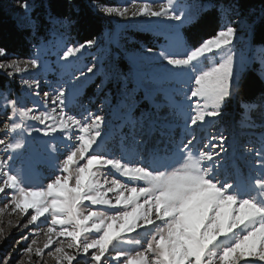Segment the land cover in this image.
I'll list each match as a JSON object with an SVG mask.
<instances>
[{
	"label": "snow or ice",
	"instance_id": "snow-or-ice-1",
	"mask_svg": "<svg viewBox=\"0 0 264 264\" xmlns=\"http://www.w3.org/2000/svg\"><path fill=\"white\" fill-rule=\"evenodd\" d=\"M16 7L22 10L17 13L21 26L36 35L40 25L31 16L30 0H16ZM98 10L109 17L173 22L167 27L175 32L174 44L155 58L170 66L165 69L169 79L183 78L190 86L138 117L134 112L139 101L131 89L126 130L113 149L103 114L87 109L73 114L65 87L41 95V80L23 75L42 68L39 57L46 44L38 40L36 55L27 60L10 58L0 46V70L9 78L19 74L21 85L30 90L27 95L40 98L29 107L20 97L0 94V217L9 209V215L26 216L23 224L9 221V226L29 229L16 243L33 237L22 253L14 256L13 249L0 256V264H41L46 255L56 264H264V131L255 142L242 145L239 155L229 151L222 133L209 134L206 140L198 137V131L225 118L233 101L239 102L242 129L264 130V92L255 99L243 98L247 66L238 53L244 29L251 37L255 21L249 22L234 0L196 6L180 0H130L126 6ZM204 13H216L221 26L189 46L179 30L198 25ZM47 20L53 26L73 22L51 11ZM59 43L57 55L68 62L65 68L98 47L96 39L72 46ZM258 74L264 80V57ZM116 78L127 83L128 74L117 68ZM33 133L51 138L41 141L45 154L29 161L27 168L17 167ZM34 163L51 169L47 183L34 181ZM41 233L43 247L37 246ZM6 236L0 227V240Z\"/></svg>",
	"mask_w": 264,
	"mask_h": 264
},
{
	"label": "rangeland",
	"instance_id": "rangeland-1",
	"mask_svg": "<svg viewBox=\"0 0 264 264\" xmlns=\"http://www.w3.org/2000/svg\"><path fill=\"white\" fill-rule=\"evenodd\" d=\"M113 1H115L119 7L126 6L130 2V0ZM151 2L157 4L160 0H151ZM180 2L186 6L203 5L201 0H180ZM99 7L100 6H94V10L106 16L98 10ZM21 11L22 10L17 7L12 8V12L19 17L22 22V17L17 15V13ZM107 18L111 20L113 26L112 29L107 31L101 38L97 39L98 47L87 49L85 53L80 56L79 60L68 68L63 67V65L68 62L60 60L57 55L62 47V44L59 42L63 41V44L72 46L73 44L76 45V41L73 42V40H71L69 42L67 36L62 34V32L59 30H52L51 38L41 43L46 44V47L41 50L39 57L42 61V68L39 70H31L29 73H24L23 75L26 77L35 76L41 80V95L44 91L52 92L55 87L61 85L65 87L67 90L66 94L69 96V100L72 101L69 104V110L73 114L80 115L84 113L86 109L94 113L103 114L108 125L109 147L114 149L121 137L122 131L126 130V97L131 89H135L133 95L139 101L134 112V115L138 117L142 111L150 109L153 104H162L165 102L167 97L173 95L177 89L187 91L190 85H186L183 82V78L179 80L169 79L165 73V69L170 66H167L162 61L155 58V54L162 48L174 44L175 32L167 27L173 22L145 17L130 19L107 16ZM248 20L249 22L252 21L250 18H248ZM189 26L182 27L179 30L185 42L184 33ZM128 30L149 33L156 39L162 38V41L159 43L158 49H153V53H147L146 49H123L119 43L120 36L127 34ZM238 53L243 56L246 63L247 67L245 74L254 66L257 67V71L259 70L261 67V58L264 57V48L261 46H253L251 37H249L246 28L242 35V41L238 45ZM35 55L36 53L34 56ZM34 56H32V58ZM119 56H121L130 67L127 72V83L116 78V72L114 71L115 60ZM133 58H135L136 63H133ZM93 64L96 66L93 73H88L87 68ZM138 79L142 81L140 84H137ZM101 82H103L102 85ZM29 91L30 90L21 85L20 75L17 74L15 77L10 78V85L2 94H10L11 98L20 97L24 99L29 107H32L34 102L40 98L28 96L27 93ZM73 96H75V99H73ZM177 98L179 100L185 99L183 96ZM226 111L227 115L222 121L218 122L215 127L209 126V130L198 131V137H203L206 140L209 134L220 135L222 133L228 137V143L231 145L229 151L234 150L236 155H239L242 145L249 141L255 142L260 131L264 130L259 128L255 130L242 129L238 123L240 110L235 101L229 105ZM0 120H3L2 116H0ZM176 121L182 124V121L178 118H176ZM36 126L43 128V125L37 124ZM182 131V127L176 128L177 140H179ZM0 136H3V133H0ZM57 137H59V133H57ZM48 139L51 138L43 137L42 134L37 133H33V136L27 137L26 150L16 161V166L27 168L29 161H37L42 157L45 153L44 145L41 141ZM57 142L59 143L58 140ZM61 151H63V149H61ZM32 174L34 181L47 183V178L51 174V169L44 163H34ZM2 207H4V205L0 203V208ZM10 211L9 209L8 212ZM8 212H5V214L0 217V220H3L0 227H3L7 234L6 239L0 240V256H3L5 252L12 251L13 249H15V251H13L14 256L18 253H22L25 246L33 238L29 235L28 241L16 243L17 240H20L21 237L29 233V229H24L21 232L15 226L10 227L9 221H11L12 225L23 224L27 220V217L9 215ZM33 227L35 226H30V228ZM45 239L43 233H41L38 238L37 246L43 247ZM52 247L54 248L55 245ZM51 250V248L45 249V252L47 253ZM32 259L33 261L36 260L35 257H32ZM25 260L27 261L26 257ZM41 264H56V261L46 255L43 261H41ZM73 264H76V262L74 261Z\"/></svg>",
	"mask_w": 264,
	"mask_h": 264
},
{
	"label": "trees",
	"instance_id": "trees-1",
	"mask_svg": "<svg viewBox=\"0 0 264 264\" xmlns=\"http://www.w3.org/2000/svg\"><path fill=\"white\" fill-rule=\"evenodd\" d=\"M202 4H208L210 0H201ZM33 5L31 13L40 25L39 31L33 35L28 27L21 26V19L17 17L12 8L16 7V0H0V46L6 47L10 58L27 60L36 53L35 46L39 40L48 41L52 30H59L66 35L68 41H76V45L88 39H99L107 31L112 29V22L107 17L94 10V6H117L113 0H30ZM215 2V0H212ZM240 7L243 16L254 20L251 42L253 46L264 45V19L261 12L264 11V0H234ZM60 17H68L73 22L71 25H50L47 20L48 12ZM221 26V20L216 13H204L198 25L189 26L184 38L189 46H197L203 39L214 35ZM154 38L149 33L128 30L127 34L120 36V46L123 49L142 50L158 49L162 38ZM155 40V41H154ZM74 45V44H73ZM119 69L127 74L130 67L121 57L115 60V72ZM247 87L244 90V99H255L264 92V82L260 79L257 67H253L245 74ZM10 85V78L0 70V94L4 93ZM239 108V102L235 101ZM240 110V108H239Z\"/></svg>",
	"mask_w": 264,
	"mask_h": 264
},
{
	"label": "crops",
	"instance_id": "crops-1",
	"mask_svg": "<svg viewBox=\"0 0 264 264\" xmlns=\"http://www.w3.org/2000/svg\"><path fill=\"white\" fill-rule=\"evenodd\" d=\"M105 17H107V16H105Z\"/></svg>",
	"mask_w": 264,
	"mask_h": 264
}]
</instances>
